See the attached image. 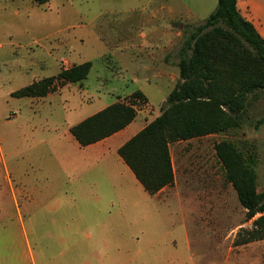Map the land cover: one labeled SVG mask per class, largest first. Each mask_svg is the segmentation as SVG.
Returning <instances> with one entry per match:
<instances>
[{
	"label": "rangeland",
	"instance_id": "374dc122",
	"mask_svg": "<svg viewBox=\"0 0 264 264\" xmlns=\"http://www.w3.org/2000/svg\"><path fill=\"white\" fill-rule=\"evenodd\" d=\"M217 5L218 0H52L43 5L0 0V264L82 259L264 264V239L237 243L260 215L247 219L215 150L229 140L253 155L257 188L264 192V90L250 98L240 128L170 145L177 180L161 197L117 175L123 163L114 148L96 155L70 133L117 96L136 91L149 105L139 107L133 128L142 118L159 116L180 79L178 49L187 31ZM151 31L171 36L169 57L155 61L141 49L139 58L130 60L120 35L140 36L142 47ZM87 61L93 67L82 83L61 85L45 98L12 95L60 68ZM165 64L172 82L143 69ZM73 184L89 198H64ZM27 188L54 193L59 202L52 198L40 204L34 194L25 210Z\"/></svg>",
	"mask_w": 264,
	"mask_h": 264
},
{
	"label": "trees",
	"instance_id": "16d2710c",
	"mask_svg": "<svg viewBox=\"0 0 264 264\" xmlns=\"http://www.w3.org/2000/svg\"><path fill=\"white\" fill-rule=\"evenodd\" d=\"M38 5L52 0H33ZM180 79L161 113L118 151L149 195L173 186L175 173L170 145L229 132L241 127L250 98L264 90V38L239 11L238 0H218L216 10L199 26L187 31L179 50ZM93 63L87 61L34 81L14 92L17 98H43L61 85L82 83ZM136 91L70 128L81 146L102 141L125 129L147 104ZM226 179L233 185L251 229L243 230L238 244L264 239V192L257 188L256 159L234 142L215 145Z\"/></svg>",
	"mask_w": 264,
	"mask_h": 264
},
{
	"label": "crops",
	"instance_id": "0c3cea01",
	"mask_svg": "<svg viewBox=\"0 0 264 264\" xmlns=\"http://www.w3.org/2000/svg\"><path fill=\"white\" fill-rule=\"evenodd\" d=\"M163 4H165V3L163 2ZM238 8H239V11L242 14V16L245 17L248 21H250L254 25V27L256 28L258 33L264 38V0H238ZM162 9H165V8L163 7ZM168 9L170 10V8H168ZM154 14H155V11L153 12V15ZM139 37L140 36H134L133 33H127V34L120 35L119 41L127 44L128 48L125 51L126 52L125 55H127V57L130 60H134L136 58H139L140 50L144 49V52L148 53L149 56H152V58H154L155 61L156 60H158L159 62H163V61L165 62L166 61V59L169 57V51L172 49V46H173L172 45L173 41H172L171 36L164 35L163 37H160V36L153 34L151 31L150 36L146 39V41H144L145 46H142V47H140L141 41H139V39H138ZM141 38H146V36L143 35ZM179 50L180 49H178V54H179ZM151 67L152 66H150V68L149 67L143 68L144 71L146 72V74L153 76L154 74L157 73L158 76H160V78H164L165 80H168L169 82H172V80L175 79L173 76H171L169 74L168 67L166 64L163 67L162 66H160V67L156 66L153 68H151ZM136 69H137L136 71L138 72V74L143 70L140 68V66L137 67ZM60 71H61V68L59 69L58 73ZM176 85H174V88L176 87ZM133 93L117 96V98L113 99L111 101V103H109V105H107V107L114 104V103H117L118 101H124L125 98L132 95ZM50 95L51 94H49L46 97H49ZM43 98H45V97H43ZM147 104L149 105V101L147 102ZM107 107H105V108H107ZM138 118H139V111H138V115H137L136 119L130 125H128L125 129L119 131L118 133H116V134H114V135H112V136H110V137H108L102 141H99V142L92 144V145H89V146H81L78 143V141L75 138L74 139L77 141L78 145L81 146L82 148H85V149L93 148L92 152L96 155H99L103 151L111 150V147L114 148L113 149L114 152L118 153V151L122 145H124L130 138L135 136L146 125H148L150 122L153 121V120L152 121L148 120L147 118H142V124L140 126H136V128L134 129L133 127L136 124V121ZM120 159H121L120 161H122V163H123V164H121V170L122 171L119 172V171H117V169H112V170H116L118 176L122 177L125 175V178L128 179L131 183H134V184L138 183V185L142 186V184L137 180V178L135 177V175L133 174L131 169L125 164V162L122 160L121 157H120ZM172 163H173V159H172ZM173 168H174V173H175V183L174 184L176 185L177 179H176V171H175L174 163H173ZM83 187H85V186H83ZM169 187H165L164 189H162L160 192H158L157 194H155L153 196L161 197V195H163ZM35 191L37 192V194L35 192L29 191L27 188L23 192L22 201H23V206H24L25 210H28V208L30 207V204L34 201V194L36 196L35 200L37 202H40V204L44 203L47 200L49 201L52 198H54V200H55V198H56V195L54 193H49L48 191H43V189H36ZM81 193H82V191H79L77 184H73L72 187L69 189V191H66L63 196H64V198H67V200L73 199L74 201L77 200L78 197L79 198L82 197L83 199L89 198V195L87 193H85V194L83 193L80 196ZM55 201L59 202V199H57ZM19 212L20 213L22 212L21 208H20ZM55 213L56 212H54L53 214H55ZM61 263L62 264H107V262L93 261L92 259L67 260V261H62ZM110 263H112V262H110Z\"/></svg>",
	"mask_w": 264,
	"mask_h": 264
}]
</instances>
